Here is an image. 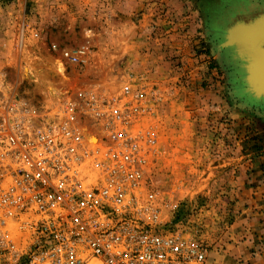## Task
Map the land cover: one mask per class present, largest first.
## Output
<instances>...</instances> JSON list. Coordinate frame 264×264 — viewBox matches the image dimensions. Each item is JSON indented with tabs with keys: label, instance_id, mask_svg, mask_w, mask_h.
Instances as JSON below:
<instances>
[{
	"label": "rangeland",
	"instance_id": "1",
	"mask_svg": "<svg viewBox=\"0 0 264 264\" xmlns=\"http://www.w3.org/2000/svg\"><path fill=\"white\" fill-rule=\"evenodd\" d=\"M148 1L0 0V68L17 84L33 70L62 93L131 76L148 91L141 124L157 139L150 180L167 230L206 245L207 264H260L248 258L261 250L254 216L241 217L240 167L264 161V99L247 92L245 68L222 43L264 0ZM84 46L89 66L61 76L60 52ZM23 82L27 99H42L44 85ZM0 264L21 263L0 250Z\"/></svg>",
	"mask_w": 264,
	"mask_h": 264
},
{
	"label": "built area",
	"instance_id": "2",
	"mask_svg": "<svg viewBox=\"0 0 264 264\" xmlns=\"http://www.w3.org/2000/svg\"><path fill=\"white\" fill-rule=\"evenodd\" d=\"M60 55L63 77L95 56L87 46ZM31 72L17 84L0 68V250L8 259L207 264V246L162 219L150 180L157 139L141 124L148 91L129 76L62 93ZM26 79L45 86L42 99L23 95Z\"/></svg>",
	"mask_w": 264,
	"mask_h": 264
},
{
	"label": "crops",
	"instance_id": "3",
	"mask_svg": "<svg viewBox=\"0 0 264 264\" xmlns=\"http://www.w3.org/2000/svg\"><path fill=\"white\" fill-rule=\"evenodd\" d=\"M134 1L137 3V6L140 4L145 6L146 4L147 6L150 5V3H147L149 2L148 0ZM240 169L243 175V177L241 176V180L243 179L241 195H243L242 198H245L247 203H249V206L245 207L241 217H244V214H246V216H254L252 225H255V239L259 243V250H261V253H256L254 256L252 255L248 258L257 260L260 255H262L261 258H263V260L260 264H264V161L253 160L251 163L247 161Z\"/></svg>",
	"mask_w": 264,
	"mask_h": 264
},
{
	"label": "water",
	"instance_id": "4",
	"mask_svg": "<svg viewBox=\"0 0 264 264\" xmlns=\"http://www.w3.org/2000/svg\"><path fill=\"white\" fill-rule=\"evenodd\" d=\"M260 14L261 15L258 17L259 19L254 24L246 25L243 28H248L249 30L251 28V31L258 29L255 27L256 25L260 23L264 24V12ZM258 32L259 33L254 38L251 37L250 39H248V36L244 38L243 37H240V38L244 41V42L242 41L243 42L242 44L248 46L251 52L256 53L254 56V60L251 62V65H250L252 66L251 70L250 68L245 66V71H246L245 82H246V88H247L246 90L255 99L262 100L264 99V91L261 90V89H264V29H261ZM241 33L243 32L241 31ZM251 34L252 33L249 32V35ZM235 36L236 35H234L233 37L235 38ZM233 37L227 34L225 35L224 40L227 39V43L229 44L233 40ZM240 38L238 40H240ZM254 71H255V75L257 74V77L255 76V78L257 79V82H255L256 80H252V76H254Z\"/></svg>",
	"mask_w": 264,
	"mask_h": 264
},
{
	"label": "bare ground",
	"instance_id": "5",
	"mask_svg": "<svg viewBox=\"0 0 264 264\" xmlns=\"http://www.w3.org/2000/svg\"><path fill=\"white\" fill-rule=\"evenodd\" d=\"M258 17L253 18V19H247L246 18V21H238L237 20L236 23L233 24L232 26H230L229 28H227L226 32H225V35L228 34L231 37L236 35L235 38L233 37V40L229 44L227 43V39H226V40H224L222 45H224L225 47L231 49V51L229 53L234 57L235 60H237V62L240 63V65H242V66H240L241 69H242V67L245 68V66H246V67L250 68V70H251L252 66H250V65H251V62L254 60V56H255L256 53L255 52H251L249 50L248 46L242 44L244 41L240 37L244 38V37L248 36V39H250L251 37H253V38L256 37V35L259 33L258 31H260L261 29H264V24L260 23V24L256 25L255 27L258 28V29H255V30H252V31H251V28L249 30L248 28H243V27H245L246 25H249V24H254L259 19ZM238 27H240V28H238ZM239 30H240V32H239ZM241 31L243 33H241ZM249 32H251L252 34L249 35ZM239 38H240V40H238ZM227 48L225 49L226 51L224 50L226 53L224 52L225 54H223L221 56V58H220L221 61H223L224 64H227V61H226ZM57 68H58V72H60V73L63 72V69H62V72H61V70H59V65H58ZM26 72L27 71H25V73ZM28 72H31V71H28ZM28 72H27L26 75H29ZM34 72H35V69H34ZM255 76L257 77V74L255 75V71H254V76H252V80H256L255 82H257V79L255 78ZM50 86L52 87V90H57V87L55 86V84L51 83ZM261 90L264 91V89H261Z\"/></svg>",
	"mask_w": 264,
	"mask_h": 264
},
{
	"label": "flooded vegetation",
	"instance_id": "6",
	"mask_svg": "<svg viewBox=\"0 0 264 264\" xmlns=\"http://www.w3.org/2000/svg\"><path fill=\"white\" fill-rule=\"evenodd\" d=\"M226 51V50H225ZM226 53V52H225Z\"/></svg>",
	"mask_w": 264,
	"mask_h": 264
}]
</instances>
